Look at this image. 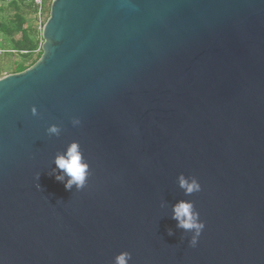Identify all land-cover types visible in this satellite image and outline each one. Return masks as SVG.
Wrapping results in <instances>:
<instances>
[{"label":"water","instance_id":"water-1","mask_svg":"<svg viewBox=\"0 0 264 264\" xmlns=\"http://www.w3.org/2000/svg\"><path fill=\"white\" fill-rule=\"evenodd\" d=\"M41 37L0 79V264H264V0H52Z\"/></svg>","mask_w":264,"mask_h":264},{"label":"clouds","instance_id":"clouds-1","mask_svg":"<svg viewBox=\"0 0 264 264\" xmlns=\"http://www.w3.org/2000/svg\"><path fill=\"white\" fill-rule=\"evenodd\" d=\"M35 114V109H33ZM75 123H78L76 121ZM50 134H58L59 129L52 126L48 129ZM56 168L62 174H54L56 181L63 183L67 191H71L75 185L77 190L83 189L88 175V165L83 161L82 153L79 150V145L76 143L71 144L65 155L58 156L55 160ZM67 177V180H66ZM179 186L185 191L186 194H193L201 191V185L196 179L191 182L185 179L183 174L178 177ZM39 188V185H37ZM172 219L177 221V227L185 231L194 233L189 241L190 247H195L198 239L205 228V224L200 220L199 213L195 210L194 204L190 201H178L172 208ZM169 236L173 235L169 231ZM131 260V254L122 252L115 256L114 264H128Z\"/></svg>","mask_w":264,"mask_h":264},{"label":"trees","instance_id":"trees-1","mask_svg":"<svg viewBox=\"0 0 264 264\" xmlns=\"http://www.w3.org/2000/svg\"><path fill=\"white\" fill-rule=\"evenodd\" d=\"M19 2L25 7L26 12L34 21V8L31 0H19ZM10 6L15 9L14 17H12V21L15 26L13 29H8V27L4 25H0V33L6 34L9 36L10 42V52L12 55H16L21 58V60L29 61L33 54L37 49L36 42L31 38L29 30L25 29V17L19 11L17 1H12ZM34 29L35 25H34ZM37 33V31H35ZM19 36H16V35ZM42 55V50L38 51L37 57L30 61L29 65H23L22 63H16L13 66L12 74H17L25 71L32 65H34Z\"/></svg>","mask_w":264,"mask_h":264},{"label":"rangeland","instance_id":"rangeland-1","mask_svg":"<svg viewBox=\"0 0 264 264\" xmlns=\"http://www.w3.org/2000/svg\"><path fill=\"white\" fill-rule=\"evenodd\" d=\"M12 1H17L19 11L25 17V29L29 30L31 38L37 44V49L29 61L21 60L20 57L11 54L9 36L0 33V79L12 75L13 66L16 63L29 65L30 61L37 57L38 51L41 49L43 43L41 35L35 32L32 16L30 17L28 15L25 7L19 0H0V25L8 27L9 30L14 28L15 24L12 21V17H14L15 9L10 6ZM16 36L19 35L17 34Z\"/></svg>","mask_w":264,"mask_h":264},{"label":"built area","instance_id":"built-area-1","mask_svg":"<svg viewBox=\"0 0 264 264\" xmlns=\"http://www.w3.org/2000/svg\"><path fill=\"white\" fill-rule=\"evenodd\" d=\"M34 8V25L38 34L42 30L49 16V9L52 0H31Z\"/></svg>","mask_w":264,"mask_h":264}]
</instances>
